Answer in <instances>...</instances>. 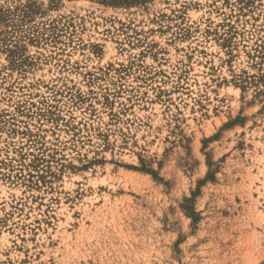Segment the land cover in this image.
<instances>
[{
    "label": "rangeland",
    "instance_id": "rangeland-1",
    "mask_svg": "<svg viewBox=\"0 0 264 264\" xmlns=\"http://www.w3.org/2000/svg\"><path fill=\"white\" fill-rule=\"evenodd\" d=\"M0 264H264V0H0Z\"/></svg>",
    "mask_w": 264,
    "mask_h": 264
}]
</instances>
